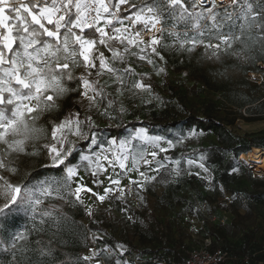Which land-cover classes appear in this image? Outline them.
<instances>
[{
	"label": "snow or ice",
	"instance_id": "snow-or-ice-1",
	"mask_svg": "<svg viewBox=\"0 0 264 264\" xmlns=\"http://www.w3.org/2000/svg\"><path fill=\"white\" fill-rule=\"evenodd\" d=\"M208 3L210 6L206 5L205 0H190V3L186 0H143L140 4L134 3V0H0V145L3 146L0 147V201H3L0 203V221H6L19 212L31 210L35 213L44 203L41 197L51 195L54 190L53 182L47 180L14 183L12 177L18 169L12 166L7 157L13 152L25 154L26 146L32 141H38L46 133V129L38 126L37 121L45 112L59 107L56 100L70 90L65 81L76 80L83 88L81 97L87 99L91 108L99 103L97 98L100 101L105 98L103 87H98L99 80L88 78L93 74L92 69L97 68V60L99 69L95 75H114L121 85L124 83L123 75L134 72L130 65L124 69L111 66L104 52L100 51V46L112 53L113 62L124 63V54L130 53L140 60L147 59L151 64L153 61L145 53L151 49L153 54L159 56L157 46L161 43L165 25L169 23L173 29L169 35L180 40L179 33L174 31L178 26L200 30L203 27L200 23L202 20L211 21V28L216 30L220 43L205 47L219 49L220 44L230 48L233 41H242L246 27L250 28L261 19V14L253 10L249 0H208ZM218 6L224 8L223 16L217 11ZM229 8L232 11H228ZM129 12V15H124ZM225 26L229 28L228 35L219 31ZM256 27L264 31V24L257 23ZM233 29L239 34H235ZM146 34H151L148 40L144 39ZM199 34L203 36L204 32L200 31ZM184 37L181 48L184 43L193 46L203 43L195 38L187 39V31ZM115 44L122 47L117 49ZM132 48L139 51L131 52ZM160 59L163 57L160 56ZM81 67L86 75L82 74L77 79L74 72ZM134 87L147 89L150 85L136 82ZM111 104L112 101H109L108 107ZM101 114H107V108ZM51 123V139L55 143H45L43 147L48 151L52 166H63L66 173L64 187H69L67 182L77 175L80 167L71 164L69 160L78 147L76 141L69 137L90 141L88 147L91 148L97 144L96 134L91 131L95 125L91 115L81 119L78 112L70 113L59 123ZM140 139L153 149L168 151L160 147L161 137L152 138L142 134ZM108 143L111 146L117 141L110 140ZM168 143L172 147V143ZM127 147H131L130 140L121 141L119 151H112L111 157L106 154L108 149H101L100 153L93 155L81 152L79 160L87 162L86 171L90 170L93 177L105 174L109 168L115 169L117 166L121 173L136 171L143 181L129 180V184L142 190L144 184L155 177H148L140 171V162L149 167L155 162L159 167L152 170L157 172L164 165L156 160L157 152L154 150L126 152ZM147 155L152 159H147ZM129 158L131 168L127 167ZM103 161L107 162V167ZM200 167L204 168V165ZM204 170L207 171L206 168ZM108 180L110 185L117 186L116 191L123 197L125 190L119 187L120 180L110 176ZM93 183L99 185L103 181L94 179ZM55 190L59 192L60 188ZM112 191L111 186L106 187L104 194L100 195L78 184L74 192L69 189V194L74 195L80 203L83 202L82 192L90 193L103 202ZM88 214L91 215V212ZM23 238V233L14 235L12 246L15 247L16 242ZM118 248L122 249L123 246L118 245ZM83 259L87 261L91 257L85 256ZM117 264L122 262L118 260Z\"/></svg>",
	"mask_w": 264,
	"mask_h": 264
},
{
	"label": "trees",
	"instance_id": "trees-1",
	"mask_svg": "<svg viewBox=\"0 0 264 264\" xmlns=\"http://www.w3.org/2000/svg\"><path fill=\"white\" fill-rule=\"evenodd\" d=\"M143 2V0H142ZM137 3V0H134ZM229 11H232L229 8ZM217 11L221 16L224 15V8L219 7ZM130 13V12H129ZM203 26L200 30L185 29L178 26L174 31L179 33L180 40L175 36H170L169 31H173L170 23L165 25V30L161 37V43L157 46V51L164 59V65L176 74L189 77L195 82H201L208 89L219 92L226 109L224 118L215 116L210 111L204 108L199 113H195L192 109L181 103H177L182 109L183 115L177 117H169L165 113L151 112L148 116L141 118L132 116L129 118H120L114 124L95 125L91 130L94 131L98 139H113L120 140L122 138L131 137L138 129H144L150 134H162L165 131L173 129H182L187 132H205L211 133L217 138V142L208 146L198 147L197 150L215 149L218 153L228 155L223 164L224 172H231L237 163L242 160L239 156L243 153H249L257 147L264 148V141H259L252 138L251 134L238 135L232 132V126L237 119L245 121H253L264 119V95L258 94L259 85L252 83L247 77L248 72H258L261 67L258 63L264 65V31L256 27L257 23L264 24V15L252 26L246 27L242 41H233L229 48L225 46L224 52L226 55H232L233 52H243L248 57L247 63H240L234 59H225L221 62L220 68L207 67L203 68L200 61L202 45L205 41H216L217 32L211 28V21L202 20ZM239 23V22H237ZM185 31L188 32L187 39L195 38L202 40L203 43H197L195 46L184 43L181 48L180 44L184 42ZM200 31L204 35L199 34ZM225 35L229 34V28L225 26L219 30ZM235 34L238 31L233 29ZM160 35L159 33L157 34ZM120 49L119 44L114 45ZM191 48L189 51L188 49ZM100 51H103L107 58L112 56L108 49L100 46ZM127 55V54H124ZM132 56V55H131ZM133 57V56H132ZM97 68L92 69L90 80H99L100 77L95 75L99 69V61H96ZM236 68L240 71L241 76L237 79L232 77L220 78L227 69ZM217 71V72H216ZM84 72V69L78 68L74 72V76L78 79ZM162 81L173 92V86L170 83L166 70L162 71ZM150 85V88L157 92L155 83L149 80L143 81ZM69 87V91L61 98L56 100L58 108L50 112H45L37 121L38 126L46 129V133L41 135L38 141L30 142L25 154L16 156H8L7 159L12 166L18 169L16 178L18 183L31 180L33 183L42 179H59L65 182L66 173L63 166H52L47 149L43 147L45 143H55L51 139L52 123H59L69 114L79 113L80 118L84 119L86 115L83 97L80 93L82 87L76 82L65 81ZM101 85L99 84L98 87ZM86 131L88 129L86 128ZM78 147L76 152L69 158L71 164L80 165L85 171L87 162H81L79 155L91 154L99 147V142L92 148H88L89 141L77 140ZM166 159L172 163L175 160V155H172V150ZM35 153V154H33ZM169 163V164H171ZM173 164V163H172ZM247 177L249 186H241L238 191H234V197L228 203L222 204V208L235 213L238 208L250 210L251 203L254 199L262 197L264 190V179H259L254 173L245 168H241ZM88 172V171H86ZM69 186V184H68ZM218 186V185H216ZM63 198L56 197L54 194L41 197L44 201L38 207V210L33 213L28 212L15 213L6 221H0V264H117L120 260L122 264H133L136 259L142 263L144 256H150L151 260L161 262V259H167L166 255L179 256L180 254L171 244L172 239H167V232L171 234V228L167 231L161 229L156 217L149 209L133 208L134 219L125 217L122 212L121 219L115 222L104 221L102 216L91 209V215H87L85 207L82 203L76 201L75 196L69 194V187H61ZM215 187L217 194H222V191ZM236 190V189H235ZM118 209L120 207L118 206ZM49 213V215H45ZM215 213V212H214ZM89 219L88 224L85 223V218ZM129 224L133 232L137 236V243L125 237L111 236L114 247L119 251V254L108 252L106 241L97 236L94 241V247L100 259L97 263L85 261L83 252L88 248L89 229H101L107 231L109 228L115 232L121 231V226ZM218 222L214 226H217ZM165 231V234H164ZM217 230H211L217 234ZM23 233L24 238L13 244V236ZM118 245L123 248H118ZM185 256V252L183 257ZM128 257V260L126 259ZM181 257L179 260H181ZM174 262H171L173 264Z\"/></svg>",
	"mask_w": 264,
	"mask_h": 264
},
{
	"label": "rangeland",
	"instance_id": "rangeland-1",
	"mask_svg": "<svg viewBox=\"0 0 264 264\" xmlns=\"http://www.w3.org/2000/svg\"><path fill=\"white\" fill-rule=\"evenodd\" d=\"M186 2L190 3V0H186ZM249 2L253 5V10L259 12L264 15V0H249ZM137 3H142V0H137ZM207 6H210L208 0H205ZM191 10V8H190ZM230 9H228L229 11ZM220 43L219 40L216 41H205L202 45V52L200 56V61L203 65V68L212 67L214 69H218L221 67V62L225 59H234L240 63H247L248 57L243 52H233L232 55H226L224 52L226 44H220L219 49L208 48L205 47L208 44L216 45ZM143 47V45H141ZM148 58H150L153 63H147V67H143L140 63V59H137L135 56H131L130 54L124 55V63H120L119 61L113 62L111 57L108 58V62L111 66L124 69L129 65L134 69V72L131 74L123 75V85L119 83L117 78L114 75L105 73L100 76L99 84L103 87L105 98L99 103L91 108H89V102L87 99L83 98L84 108L86 115H91L92 121L96 125H106V124H114L120 118H129L132 116H138L144 118L148 116L151 112H161L165 113L169 117H177L183 115L182 109L178 106L177 103H181L186 107L192 109L195 113H199L201 109H205L210 111L215 116L219 118L226 117V109L223 106L222 99L220 97L219 92H214L203 85L201 82H195L189 77L182 76L180 74L174 73L169 68H166L164 65V59H160L159 56L153 54L151 49L146 51ZM261 67V70L258 72H248L246 77L255 84L259 85L258 94L264 95V65L262 63H258ZM160 69L166 70L170 83L173 86V92H171L168 87L162 81V71ZM217 72V71H216ZM241 76V73L238 69H227L223 74L220 75V78L232 77L237 79ZM149 80L155 83L157 88V92L152 90L151 88L147 89H137L134 87L136 82H141L145 84L143 81ZM147 85V84H145ZM119 89V91H118ZM83 91V88H82ZM91 95V93H89ZM109 101H112L111 107H108ZM107 108V114H101L105 112ZM230 129L233 133L238 135L251 134L252 138L257 139L259 141H264V119L253 120V121H245L243 119H237L235 123L230 126ZM86 131V128H85ZM194 133V135H193ZM146 135L148 137H161L160 147L167 148L168 150H172V155H175L176 159L172 160V163L169 159H166L169 153L160 152L159 148L153 149L150 144H145L142 139H140L141 135ZM97 137V136H96ZM70 140L77 141V138L74 136L69 137ZM113 139H98L99 147L88 155H93L94 153H100L101 149H108L109 151L106 153L111 157L112 151H119V145L121 141H131V147H127L125 149L126 152H138L140 150H147L148 152L156 151L157 157L156 160L160 161V163H164L165 166L160 168L159 171H154L152 169H156L159 167L155 162L149 167L148 165L143 164L141 161L138 165L139 170L145 172L148 177H155V179L150 180L149 182L144 184L143 189L141 190L136 185H130L129 180L135 181H143V178L139 176L136 171H126L121 173V169L117 166L115 169L109 168L107 173L101 174L98 177H93L91 175V171L88 170L86 172L82 167L78 168V173L75 177L72 178L71 181H68L69 189L74 192L75 187L78 184L85 185L88 188L93 189V191L97 192L100 195L104 194V189L106 187H112L113 191L109 194V196L103 201L97 200L90 193H81L82 204L85 207L87 215L89 216V211L93 208L95 212L99 213L104 221L115 222L122 217V212L125 213V217H129L131 220L134 219L133 208H143L144 206L151 203V207L153 209H157L160 211L166 212H177V217H182L186 211L188 210H197L198 208L204 210V208H208V205L211 201H216V206L219 208L221 204L219 200L221 194H217L215 187L219 181H221V185L219 189L222 191V194H234V191H238L241 186H249L247 181L246 173L241 169L242 167L246 170H250L256 174L257 176L264 177L263 169L259 168L255 164L248 163L245 160H242L241 163H237L231 172H224L223 163L225 161V157L228 155L221 154L219 157L214 152L206 153L207 159H209V168L208 167H198L199 162L194 161L191 156V151L194 147L202 145L208 146L217 142L216 136L211 133L205 132H187L182 129H173L171 131H165L162 134H150L144 129L136 130L131 137L122 138L117 141L115 145H109L108 141ZM172 143V147H169V143ZM90 143V141H89ZM89 145V144H88ZM94 145L91 146V148ZM0 147H3L0 145ZM89 148V147H88ZM264 150L263 147H260ZM18 155V153H11L9 156L13 157ZM202 155V154H201ZM198 157L201 159H205V155ZM147 159L151 160V156L147 155ZM192 161V163H189ZM105 166L107 167V162L103 161ZM171 163V164H169ZM127 167L131 168V158L127 161ZM207 169L205 171L204 169ZM179 173V174H177ZM7 176V173H3ZM112 177L113 179H119L120 185L127 184L129 186L131 192L130 194H126L123 197H120L119 192L116 193L114 188L116 185H110L108 177ZM17 176L12 177V181L14 183H18ZM173 178V179H172ZM94 179H99L103 181V183L97 185L93 183ZM53 182V192L56 197H63L65 194L62 190V186H64V182L51 178V179H42ZM41 181V180H40ZM39 182V181H36ZM34 182V183H36ZM203 182V189L200 190V195L197 200L193 203L194 206H191L189 201H180L175 197V193L177 190L181 189L186 191V195L192 192H196V187L202 186L200 183ZM59 187L60 191L57 192L55 189ZM236 189V190H235ZM202 195V196H201ZM3 201H0L2 203ZM198 203V205H197ZM118 206L120 209H118ZM199 210V209H198ZM246 220L250 219V212L246 211L245 215ZM85 223L88 224L89 219L86 217L84 219ZM121 226V231L118 233L109 228L107 231L101 229H89L88 235V248L83 252L84 256L91 257L88 261L90 263H97L100 261L97 251L94 247L93 237L101 236L107 243V251L115 252L119 254V251L116 247L112 246L111 236L125 237L129 240H132L134 243H137V236L133 232V229L129 224L119 225ZM167 231L168 227L165 224H162V228ZM164 231V234H165ZM171 231V230H170ZM167 239H174V235L170 232L166 233ZM179 237V235H178ZM187 243V242H186ZM93 251L96 252V255L93 256ZM166 262H152L150 264H171L173 259H175L174 255H166ZM128 260V257H126ZM133 264V261L131 262ZM145 264V263H141Z\"/></svg>",
	"mask_w": 264,
	"mask_h": 264
},
{
	"label": "crops",
	"instance_id": "crops-1",
	"mask_svg": "<svg viewBox=\"0 0 264 264\" xmlns=\"http://www.w3.org/2000/svg\"><path fill=\"white\" fill-rule=\"evenodd\" d=\"M201 146L202 145L194 147L190 153V157H192L194 161L199 162L198 164H203L204 167L209 168L210 160L207 159L206 153L214 152L218 155V157L220 156V153H218L215 149L210 148L194 151ZM199 155H205V159H199ZM163 165L165 166L164 163ZM200 165L198 167H200ZM255 176L259 177V179H264V177L257 176L256 174ZM202 183L203 182L200 183L202 186L196 187L197 191L192 192L191 196L190 194L186 195V191L181 188L176 191L175 197L180 201H189L191 206H194L193 203L200 195V190L204 188ZM221 183L222 182L219 181L218 184L221 185ZM262 189L264 190V188ZM221 195L222 196L219 198V200L222 201L220 202L221 207L218 208L216 206L217 202L210 200L208 208H204V210L200 208H198L199 210H188L180 218L177 217V212H166L163 210L160 211L153 209V207H151V203L139 209H149L158 220L160 228H162V224L171 228V233L175 238L170 242L180 254V257H174L175 259H173L172 262L179 261V259L183 257L184 252L198 246L202 241L209 237L212 240L210 250H213L216 247H222L228 252L229 259L227 260V263L241 264L244 259H247V264H264V193L262 197L254 199L251 203L250 210H247L250 212L249 220H246L245 217H243L246 210L242 208H238L235 213L222 208V204H228L234 197V194ZM214 212L217 214L226 212L228 217L226 222L224 224L219 223L217 226H214L217 222L209 220V216ZM184 216H187L186 220L183 219ZM215 229L217 230V234L211 232V230ZM136 260L138 261V259ZM141 261L145 264L154 262L151 260L150 256H144Z\"/></svg>",
	"mask_w": 264,
	"mask_h": 264
},
{
	"label": "built area",
	"instance_id": "built-area-1",
	"mask_svg": "<svg viewBox=\"0 0 264 264\" xmlns=\"http://www.w3.org/2000/svg\"><path fill=\"white\" fill-rule=\"evenodd\" d=\"M130 13H125L124 15H129ZM128 21L125 20V24H127ZM158 34V33H157ZM151 34H146L144 36L145 40H148ZM139 49L137 48H132L131 52H138ZM130 54V53H129ZM132 55V54H130ZM146 56H149L148 54L145 53ZM135 56V55H132ZM137 59L138 57L135 56ZM140 63L143 67H147V59L145 60H140ZM120 188H123L125 190V195L130 194L131 190L129 191V186L127 185H122L119 186ZM116 188H114L115 192ZM227 213L222 212L221 214L217 213H211L209 216L210 221L218 222L220 224H224L227 220ZM184 220L187 219V216L183 217ZM212 243V240L208 237L204 241H202L198 246L188 249L185 252V256L179 260L174 262L173 264H230L227 263V260L229 259V254L227 251H225L222 247H216L213 250H210V245ZM161 262L165 263V259H161ZM248 260L244 259L241 264H247ZM135 264H140L139 261L135 262Z\"/></svg>",
	"mask_w": 264,
	"mask_h": 264
},
{
	"label": "bare ground",
	"instance_id": "bare-ground-1",
	"mask_svg": "<svg viewBox=\"0 0 264 264\" xmlns=\"http://www.w3.org/2000/svg\"><path fill=\"white\" fill-rule=\"evenodd\" d=\"M241 159L247 161L248 163L255 164L261 169H264V150L262 148L257 147L251 150L249 153L241 154Z\"/></svg>",
	"mask_w": 264,
	"mask_h": 264
}]
</instances>
